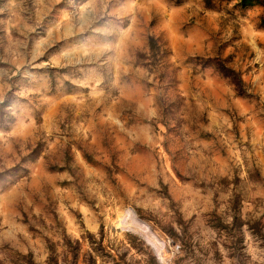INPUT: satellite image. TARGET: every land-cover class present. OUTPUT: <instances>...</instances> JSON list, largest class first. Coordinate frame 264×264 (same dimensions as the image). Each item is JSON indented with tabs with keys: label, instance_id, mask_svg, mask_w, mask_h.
Listing matches in <instances>:
<instances>
[{
	"label": "rangeland",
	"instance_id": "374dc122",
	"mask_svg": "<svg viewBox=\"0 0 264 264\" xmlns=\"http://www.w3.org/2000/svg\"><path fill=\"white\" fill-rule=\"evenodd\" d=\"M263 15L0 0V264H264Z\"/></svg>",
	"mask_w": 264,
	"mask_h": 264
},
{
	"label": "trees",
	"instance_id": "16d2710c",
	"mask_svg": "<svg viewBox=\"0 0 264 264\" xmlns=\"http://www.w3.org/2000/svg\"><path fill=\"white\" fill-rule=\"evenodd\" d=\"M253 2H262L264 4V0H242V3L246 6L248 4H251ZM261 21L264 25V15L261 17ZM223 72L225 73V75H228L230 77H233V79H235V83L237 84V86H239L241 83V79H239V76H237L234 72H230V70L222 68Z\"/></svg>",
	"mask_w": 264,
	"mask_h": 264
}]
</instances>
